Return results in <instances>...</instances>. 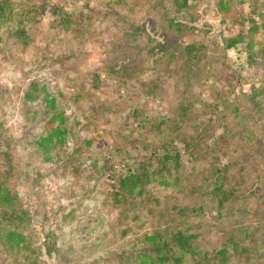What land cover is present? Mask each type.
Returning a JSON list of instances; mask_svg holds the SVG:
<instances>
[{"label":"rangeland","instance_id":"obj_1","mask_svg":"<svg viewBox=\"0 0 264 264\" xmlns=\"http://www.w3.org/2000/svg\"><path fill=\"white\" fill-rule=\"evenodd\" d=\"M9 1L37 17L0 31V229L19 213L33 264H137L156 232L185 264H264V0L226 15L220 0ZM241 33L257 46L227 49ZM45 94L71 130L49 156L52 113H29ZM161 167L172 186L116 198L129 171ZM4 238L0 264H28Z\"/></svg>","mask_w":264,"mask_h":264},{"label":"trees","instance_id":"obj_2","mask_svg":"<svg viewBox=\"0 0 264 264\" xmlns=\"http://www.w3.org/2000/svg\"><path fill=\"white\" fill-rule=\"evenodd\" d=\"M232 4V0H220L219 1V9L223 14H228L231 10L230 6ZM36 15L32 16L30 21L27 22V19L30 18V13L25 12L21 9V7H15L10 4L9 0H0V31L10 26L11 23L19 20L21 23L20 28H26V25L32 24ZM259 32L264 34V25L262 27L256 28L255 31H252V35H257ZM255 41L252 38H249L245 33H241L236 37H232L226 41L227 49H234L239 44L247 43L249 50H253L255 46ZM186 53L189 55L191 64L189 68L191 72L194 73V70H198L201 68L205 57L201 49H198L197 46L189 47L186 49ZM36 85V84H35ZM40 93L44 91V89H39ZM33 93V95L31 94ZM261 95L264 97V92H261ZM25 98H27L25 100ZM25 105L37 98L36 89L33 92H27L25 94ZM47 102L49 105L44 110H29L30 114L33 116H37V113H43L45 115L51 114L47 123H46V131L41 137H39L38 148L42 154L46 156L51 155L53 151L58 149V146L64 144L66 139L70 136L71 130L67 123L66 113L64 110L57 106V102L54 98H52L49 94H45V99L43 101ZM250 105L256 106L255 100H249ZM182 122V120H181ZM190 144L185 142V146L188 147ZM174 181L172 172L169 171L166 167H161L158 171H155L150 168L135 169L129 171V174L126 177H122L119 181V191L115 194L116 198L120 196H125L124 192H127L129 195H142L144 193V189L151 184H157L162 187H170L172 186V182ZM7 188L3 183H0V204L1 206H5L6 201L4 200V193ZM118 201V199H117ZM17 212L12 214L5 211L4 215V224L1 226L0 235L5 237L6 244L8 248L18 255L23 254L24 260L28 262V264H33L32 261V253H36V249L32 250L31 245V235H27L26 232L19 231L18 228L12 227V224L15 225L13 220L18 219ZM13 219V220H12ZM179 237H182V232H179ZM173 239L179 238L175 235H172ZM144 242L146 243V247L139 250L137 255L134 257V260L137 264H185V259L183 256L179 255L173 247H170L168 242L163 236V233L156 232L152 234H146L144 237ZM41 252V251H40ZM202 264V263H200ZM218 264H226V260H220Z\"/></svg>","mask_w":264,"mask_h":264}]
</instances>
